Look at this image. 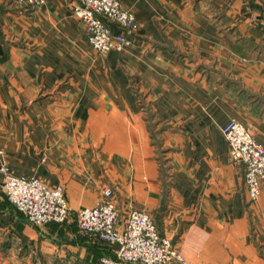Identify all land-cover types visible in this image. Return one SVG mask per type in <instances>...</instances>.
Returning a JSON list of instances; mask_svg holds the SVG:
<instances>
[{"label": "crops", "instance_id": "0c3cea01", "mask_svg": "<svg viewBox=\"0 0 264 264\" xmlns=\"http://www.w3.org/2000/svg\"><path fill=\"white\" fill-rule=\"evenodd\" d=\"M73 1L0 0V165L61 185L71 211L110 187L118 227L147 212L191 264H264V187L249 197L220 130L234 118L264 144V0H120L138 28L105 54ZM116 247L72 216L34 226L0 191V264H92Z\"/></svg>", "mask_w": 264, "mask_h": 264}, {"label": "built area", "instance_id": "2783aa9c", "mask_svg": "<svg viewBox=\"0 0 264 264\" xmlns=\"http://www.w3.org/2000/svg\"><path fill=\"white\" fill-rule=\"evenodd\" d=\"M18 4L40 5L44 0H14ZM264 11V4H263ZM71 12L82 25L89 47L99 54L122 50L131 44L138 28L133 11L120 0H74ZM233 163L244 165V184L251 199L264 187V144L238 120L231 118L221 127ZM1 190L8 200L34 225L63 222L74 218L81 233L116 244L115 257H101L92 264H170L184 260L171 240L161 235L145 211L132 209L118 227V211L110 187L103 189V199L92 206L71 211L61 185L48 186L37 177L15 175L0 165Z\"/></svg>", "mask_w": 264, "mask_h": 264}, {"label": "trees", "instance_id": "16d2710c", "mask_svg": "<svg viewBox=\"0 0 264 264\" xmlns=\"http://www.w3.org/2000/svg\"><path fill=\"white\" fill-rule=\"evenodd\" d=\"M23 5H28V4H23ZM156 142V141H155ZM157 146L159 147V144H157ZM158 150V152H159V150L160 149H157ZM164 174H165V171L161 168V176H162V179L164 180L165 179V177H164ZM2 192V196H3V198L7 201V202H9V204L17 211V212H19L22 216H23V218L26 220V218L24 217V215L8 200V198L6 197V195L4 194V192L3 191H1ZM27 221V220H26ZM73 221H74V218H73ZM49 223H52V222H49ZM56 223V222H55ZM74 224L76 225V223H75V221H74ZM76 227H77V231L80 233V234H83V233H81L80 231H79V229H78V226L76 225ZM157 230H158V228H157ZM158 232L160 233V231L158 230ZM161 234V233H160ZM84 235V234H83ZM162 235V234H161ZM88 236V235H87ZM99 259V258H98Z\"/></svg>", "mask_w": 264, "mask_h": 264}, {"label": "rangeland", "instance_id": "374dc122", "mask_svg": "<svg viewBox=\"0 0 264 264\" xmlns=\"http://www.w3.org/2000/svg\"><path fill=\"white\" fill-rule=\"evenodd\" d=\"M158 156H159V158H160V161H162V158H163L162 155L159 153ZM0 191H2L1 188H0ZM27 222H28V221H27ZM28 223H30V222H28ZM48 223H49V222H48ZM30 224H32V223H30ZM32 225H34V224H32ZM34 226H38V225H34Z\"/></svg>", "mask_w": 264, "mask_h": 264}]
</instances>
